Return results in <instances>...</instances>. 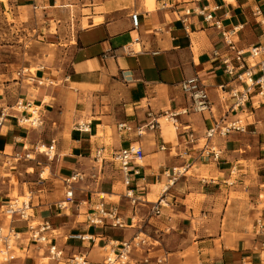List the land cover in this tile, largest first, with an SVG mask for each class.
Returning a JSON list of instances; mask_svg holds the SVG:
<instances>
[{"label":"crops","instance_id":"0c3cea01","mask_svg":"<svg viewBox=\"0 0 264 264\" xmlns=\"http://www.w3.org/2000/svg\"><path fill=\"white\" fill-rule=\"evenodd\" d=\"M12 1L17 8L40 11L43 21L36 24L31 63L22 65L32 71V88L23 90L22 79L0 82V108L6 113L0 160L17 174L13 180L19 186L41 195L43 189L46 198L29 204L31 220L50 221L54 244L62 252L53 260L45 249L27 242L25 224L17 222L13 225L22 238L12 264H40L42 255L54 264H73L71 257L103 264L135 239L142 244L127 264H264V229L255 235L256 223L264 224V100L254 97L252 108L227 112L230 85L219 91L227 78L213 57L214 51L224 54L221 30L197 12L185 13L195 9L192 0ZM209 12L222 30L240 28V49L264 45V0H209L205 14ZM133 13L138 14L136 31ZM195 75L206 86L212 113L182 116L174 128L159 116L187 105L179 84ZM34 108L41 126L17 125ZM148 113L158 125L137 137L135 129L151 121ZM220 117L242 119L245 131L214 139L220 156L213 161L201 156V149L206 128ZM121 123L133 131L119 132ZM52 142L47 181L37 179L40 168L32 162L14 160L16 154ZM131 144L144 152L143 161L129 168L127 191L136 198L134 204L125 198L119 168L111 162L112 154ZM98 149H103L104 162L96 170ZM173 168L184 172L167 177ZM75 173L84 178L74 185L73 204L59 211L64 181ZM161 186L167 188L165 194ZM10 190L9 181L0 180V211L10 203ZM160 198V215H152L150 208ZM100 203L106 210L117 208L121 227L103 218L99 226L88 225ZM3 216L0 212V227ZM75 235L88 239L73 240Z\"/></svg>","mask_w":264,"mask_h":264},{"label":"built area","instance_id":"2783aa9c","mask_svg":"<svg viewBox=\"0 0 264 264\" xmlns=\"http://www.w3.org/2000/svg\"><path fill=\"white\" fill-rule=\"evenodd\" d=\"M196 5L195 9H188L185 11L186 14L191 12H197L203 16V20L206 23H212L213 27L217 30H221L222 44L224 49V54L220 51H214L213 57L220 60V66L222 73L227 78V83L220 85L218 87L220 92H224L226 87L230 85L227 91V96L231 100L230 105L227 108V112H237L242 109H247L248 106L251 108L255 105L253 103V98L259 100H264V45H257L249 48L247 51L240 49L238 47L237 33L240 31L239 27L233 28L231 30H222L221 23L218 20H214V16L211 12H207V5L209 0H192ZM205 3V6L201 5ZM254 15H258L259 11L256 10ZM131 25L133 31L138 29V14L133 13L130 16ZM137 42V38L133 40L132 43ZM122 80H125V76L121 74ZM180 90L187 100V105L179 110H174L172 112L164 113L159 116L165 122L170 123L174 128L177 127L178 119L182 116L195 114L203 115L205 113H212V104L209 99L208 93L206 91V86L203 81L197 76L183 80L180 84ZM21 109L20 105L18 107ZM32 110V111H30ZM35 114H34V112ZM30 112V113H29ZM29 117H21L17 119V125L20 127H26L31 129H36L41 126V119L37 115V110L29 109ZM6 117L5 110L0 108V127ZM147 118L151 121L144 126H138L135 129V134L137 137L142 136L145 129L154 130L158 125L155 116H151L150 113L147 114ZM244 125L241 121L227 120L226 117H220L218 119H213V123L206 128L204 134V144L201 149V156L205 158H211L213 161L219 160L220 151L217 145H214V139H226L230 134L234 132L243 133L245 131ZM77 130L85 131L83 125H77ZM117 130L123 133H131L133 129L126 123H121L117 125ZM41 148V147H40ZM53 142L50 146L44 147L40 150L35 147L33 153L27 154H16L14 156L15 161H32L37 162L35 156H43L47 161L51 162L54 155L51 153L54 151ZM34 156V157H33ZM144 159V152L139 144H131L127 147L120 149L111 156V162L117 165L118 171L122 177V183L126 188L125 198L129 199L131 204L136 202L131 194V191H127L130 183L129 173L130 166L133 164L138 165ZM94 160L96 163L102 165L104 162L103 149H98L94 153ZM39 165L40 163H36ZM181 170V171H180ZM184 169L173 168L170 173L167 172V177L172 176L173 178L182 174ZM134 174L137 172H133ZM84 178L83 175L73 174L69 179L64 181L65 184V194L64 200L57 205L59 211L65 210L68 206L73 204L74 201V185ZM86 178V177H85ZM89 178L95 179L94 175L89 176ZM167 188L163 190L166 193ZM164 206L163 198H160L156 203H153L150 208V213L155 216L160 215V210ZM4 215L9 218V226L6 230L0 228V258L1 264H12L14 258L12 256L13 242L20 239V233L14 227V223L21 222L25 224V239L28 243L37 245L38 247L45 249L48 255L53 260H59L62 257V252L54 244V239L52 237V224L49 220H42L40 223L33 222L31 220L30 205L29 202H17L9 203L5 207ZM117 208L113 207L111 209H105L103 203H100L93 214L87 218V223L90 226H99L101 224L100 218L109 219L113 222V227H121L123 224L118 218ZM255 235H261L263 233L264 224L258 221L256 223ZM73 240L85 241L88 238L85 236L75 235L71 237ZM136 240V239H135ZM134 240V241H135ZM131 244H123L121 251L117 254H113L115 259L110 260L109 255L103 264H115L117 260L126 258L127 253L130 251ZM264 246V244H262ZM70 262L73 264H83V261L76 257H71Z\"/></svg>","mask_w":264,"mask_h":264},{"label":"rangeland","instance_id":"374dc122","mask_svg":"<svg viewBox=\"0 0 264 264\" xmlns=\"http://www.w3.org/2000/svg\"><path fill=\"white\" fill-rule=\"evenodd\" d=\"M16 3L12 0H0V82H12V80L20 82V80L23 81V90L32 88V83L29 81V74L32 72L31 70H24L22 68L23 64L31 63V52L33 49V45L35 44V37H37L36 32V24H41L42 19V13L39 11L37 14H34V11L31 7L29 8H17ZM62 22V20H59ZM53 58V57H51ZM41 61L39 60V65ZM37 66V65H36ZM5 75V77L2 76ZM4 78V79H3ZM5 80V81H4ZM20 110V109H19ZM30 113V112H29ZM35 116H39L38 114ZM238 120L241 121V124L244 125L242 122V119L238 118ZM165 122L164 120H162ZM168 123V122H167ZM171 125L170 123H168ZM173 131V130H172ZM214 145H217L215 142H213ZM40 150H43L39 148ZM54 155V152L51 153V156ZM34 157V156H33ZM35 159L39 165H37V162L32 161H26V162H32V164L35 167L40 168V170L37 172L36 176L37 179L44 182L47 181L50 178V169L49 164L51 162L47 161L46 158L41 156H35ZM23 161V160H21ZM15 162V161H14ZM19 162V161H17ZM22 163V162H19ZM7 163L1 162L0 160V180H8L11 186V190L8 193V200L10 203H13L14 201L17 202H29L30 203H36L40 199L44 200L46 198L45 192L43 189L39 190L42 191L41 194H37L34 192V190H29L26 186H19L17 182H15L13 179L17 174L13 173L14 171H7L9 166L6 165ZM96 170L100 169V164L97 163L93 165ZM181 171V170H180ZM30 173L31 170H28ZM191 174L188 173L187 176H190ZM121 176V174H120ZM19 178H22V176ZM120 184L122 188H124L122 177H120ZM165 186H161L160 189L163 190ZM125 193V189H124ZM264 200V195L262 196V201ZM6 208L1 209V214L4 215V211ZM32 212L29 211V214ZM5 220V225L1 226L0 228L6 230L9 225V218L7 216H3ZM249 233L252 232V226L251 224L248 225ZM22 238V236H20ZM17 242V241H16ZM16 242H13L12 247V256L16 259L19 256L18 251L15 248ZM142 241L141 240H135L131 246L130 251L127 253L126 258L119 259L116 261L115 264H127L128 257L130 253L133 250H139V247L141 246ZM109 258L115 259L114 255L111 254ZM0 264H1V258H0ZM40 264H54L48 256H41Z\"/></svg>","mask_w":264,"mask_h":264},{"label":"bare ground","instance_id":"6f19581e","mask_svg":"<svg viewBox=\"0 0 264 264\" xmlns=\"http://www.w3.org/2000/svg\"><path fill=\"white\" fill-rule=\"evenodd\" d=\"M30 111H32V110H30ZM33 112H34V110H33ZM34 114H35V112H34ZM35 116V115H34ZM163 190H165V187L163 188ZM111 260V259H110Z\"/></svg>","mask_w":264,"mask_h":264}]
</instances>
